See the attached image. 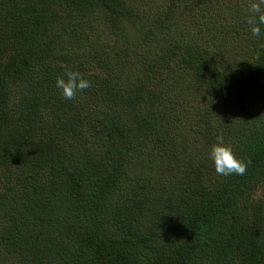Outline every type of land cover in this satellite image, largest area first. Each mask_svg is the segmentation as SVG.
Returning <instances> with one entry per match:
<instances>
[{
    "label": "trees",
    "instance_id": "1",
    "mask_svg": "<svg viewBox=\"0 0 264 264\" xmlns=\"http://www.w3.org/2000/svg\"><path fill=\"white\" fill-rule=\"evenodd\" d=\"M252 2L0 0V264H264ZM66 67L92 82L72 100Z\"/></svg>",
    "mask_w": 264,
    "mask_h": 264
},
{
    "label": "clouds",
    "instance_id": "2",
    "mask_svg": "<svg viewBox=\"0 0 264 264\" xmlns=\"http://www.w3.org/2000/svg\"><path fill=\"white\" fill-rule=\"evenodd\" d=\"M264 0L252 2L249 5L247 23L250 26L251 34L254 38H264V9L261 5ZM55 86L60 90L64 99L72 100L78 93H81L92 86V82L78 70L65 68L63 75L57 76ZM208 157L212 162L214 169L221 176H243L251 164L250 160H244L238 157L230 144L226 143L223 135H217L215 143L209 149Z\"/></svg>",
    "mask_w": 264,
    "mask_h": 264
},
{
    "label": "rangeland",
    "instance_id": "3",
    "mask_svg": "<svg viewBox=\"0 0 264 264\" xmlns=\"http://www.w3.org/2000/svg\"><path fill=\"white\" fill-rule=\"evenodd\" d=\"M144 13H145V10H141L139 14H140V15H143ZM228 16H229V19H231L232 21H234V20L238 17V13H237V11H234V10H232V9H229V10H228ZM234 25H235V28H238V27H239L237 21L234 23ZM102 32H103L104 35H106V36H108L110 39H112V37L108 34L109 31H108L107 29H103ZM249 38H250V36L247 37V39H249ZM112 40H113V39H112ZM111 45H113V41H112Z\"/></svg>",
    "mask_w": 264,
    "mask_h": 264
}]
</instances>
